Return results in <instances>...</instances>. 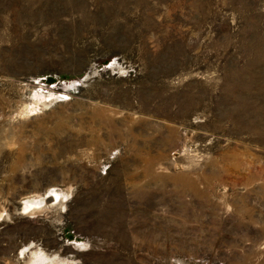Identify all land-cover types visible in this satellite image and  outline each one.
I'll return each mask as SVG.
<instances>
[{
    "label": "rangeland",
    "instance_id": "obj_1",
    "mask_svg": "<svg viewBox=\"0 0 264 264\" xmlns=\"http://www.w3.org/2000/svg\"><path fill=\"white\" fill-rule=\"evenodd\" d=\"M0 264H264V0H0Z\"/></svg>",
    "mask_w": 264,
    "mask_h": 264
},
{
    "label": "bare ground",
    "instance_id": "obj_2",
    "mask_svg": "<svg viewBox=\"0 0 264 264\" xmlns=\"http://www.w3.org/2000/svg\"><path fill=\"white\" fill-rule=\"evenodd\" d=\"M43 204V201H38V202H28L25 206L27 208H31L34 206H41Z\"/></svg>",
    "mask_w": 264,
    "mask_h": 264
}]
</instances>
